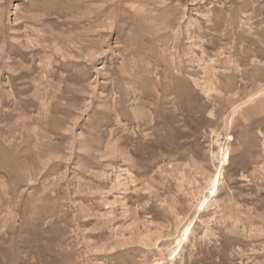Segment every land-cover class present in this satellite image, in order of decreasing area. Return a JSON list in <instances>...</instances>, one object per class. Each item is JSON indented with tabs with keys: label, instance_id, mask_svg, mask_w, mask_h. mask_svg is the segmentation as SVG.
I'll list each match as a JSON object with an SVG mask.
<instances>
[{
	"label": "rangeland",
	"instance_id": "obj_1",
	"mask_svg": "<svg viewBox=\"0 0 264 264\" xmlns=\"http://www.w3.org/2000/svg\"><path fill=\"white\" fill-rule=\"evenodd\" d=\"M0 264H264V0H0Z\"/></svg>",
	"mask_w": 264,
	"mask_h": 264
}]
</instances>
